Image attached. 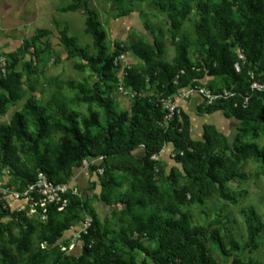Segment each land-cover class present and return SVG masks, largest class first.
<instances>
[{"label": "trees", "instance_id": "16d2710c", "mask_svg": "<svg viewBox=\"0 0 264 264\" xmlns=\"http://www.w3.org/2000/svg\"><path fill=\"white\" fill-rule=\"evenodd\" d=\"M109 1L117 3L120 0ZM190 2L197 15L192 29L194 40L190 41L185 34H181L174 41L175 31L180 25L178 18H185L190 13ZM154 4L167 12L170 19V40L174 46L170 62L163 58V43L153 32L151 41L138 38L129 46L115 43V47L109 51L106 30L100 22L98 11L88 5V0H69L60 7L63 12L85 8L84 33L90 36L91 45L79 44L77 36L68 34L66 24L58 32L67 57L78 58L80 61L75 67L79 70L88 68L93 79L92 85L61 82L78 90L81 94L78 98L87 103L88 113L80 115L68 108L62 98L51 97L45 104H40L33 96H28L24 106L31 114V121L25 117L24 111H14L8 123L0 124V182L9 180L22 187L35 179L37 171L43 172L50 180L65 182L74 176L75 168L82 166L83 159L100 157L88 169L94 171L101 167L100 184L111 192V185L119 184L122 179H117L112 173L116 168L113 159L130 157L137 150V159L142 168L138 172L140 175L134 173L129 183L130 190L125 196V204L130 208L135 201L134 194L144 195L150 202L158 197V188L153 180L157 158L150 156H159L164 147L170 144L174 149L172 158L181 171L170 172L168 178L171 182L182 174L192 178V182L183 186L182 191H174L178 202L185 198L186 191L192 195L198 193L197 199L202 201L204 185L215 186L221 198L235 201L234 196L225 189V183L236 178V174L228 168L227 161L232 160L237 165L252 158L264 165V146L259 147L255 141V123L261 121L264 125V90L249 86L253 80L264 83V0H154ZM128 11H134V8L121 9L120 14ZM37 32L35 38L48 33L46 29H38ZM193 43L197 45L199 54L191 61L189 47ZM237 48L244 54L239 71H235L233 66L238 60ZM126 50L143 61L147 74L146 78L144 71L132 66L124 68L121 77L124 87L136 92L130 114L126 110L115 109L109 91L111 84L118 81V56ZM37 55L38 50L34 48L32 56L37 58ZM9 57L10 60L4 61V74L0 69V114L4 113L7 105L25 95L23 74L15 70L17 54L12 53ZM25 67L30 73V61L25 62ZM216 78H220L224 86H215ZM52 79L57 81L56 77ZM49 82L54 84L51 79ZM101 83L103 87H99ZM148 83L155 85L156 96L140 94ZM202 83L208 84L206 86L212 91L225 88L234 94L216 98L208 104L202 101L197 110L200 113L220 111L225 117L237 119L240 124L238 131L251 138L249 141L230 143L227 155L214 151L216 138L212 132L203 131L198 140L190 137V119L180 106L178 113L174 112L166 125L160 124L167 112L162 106V98L187 85ZM245 96H248V100L243 104ZM91 104L99 107L101 116L90 108ZM29 124L32 128H29ZM15 141L21 142L20 150L26 156V161L19 159ZM5 169L8 174L4 172ZM155 173L161 176L163 169L158 168ZM67 197L69 202L65 209L56 211L55 207H50L45 222L28 217L24 211L0 210L19 226L17 251H27L32 230L39 232L35 251L28 255L24 264H38L48 256L58 264H137L134 256L125 258L119 251L116 252L112 243L104 241L105 231H102L99 219L91 217L87 199L81 195L68 194ZM164 210L161 213V209L155 208L152 212L134 214L126 226L130 234L137 235L134 239L126 238L125 243L130 249L142 250L153 264H220L217 255L229 258L241 248L232 237H229L226 248L218 229L212 228L206 236L217 250V254L212 253L202 238L204 231L192 225L185 215L175 219L171 205ZM243 212L247 235L243 245L244 248H254L262 225L258 223L254 208L249 207ZM84 215L90 216L91 222L85 233H81V244L76 243L68 253L61 251L60 245L68 246V241L56 243L55 240L72 223L80 222ZM223 230L230 233L226 227ZM2 235L3 225H0V238ZM142 238L152 241V247H144ZM43 241L47 246L42 248L40 244ZM8 256L9 250L0 246V264H6ZM230 264L260 263L254 259L232 257Z\"/></svg>", "mask_w": 264, "mask_h": 264}, {"label": "rangeland", "instance_id": "374dc122", "mask_svg": "<svg viewBox=\"0 0 264 264\" xmlns=\"http://www.w3.org/2000/svg\"><path fill=\"white\" fill-rule=\"evenodd\" d=\"M67 2L69 0H0V58L6 62V59L10 60V54H17L15 70L23 74L22 88L25 92L22 99L6 106L4 113L0 114V124L8 123L14 111H24L25 117L31 121V114L24 106L28 96H33L40 104H45L51 97L62 98L68 108L76 110L82 116L87 115L88 105L78 98L81 96L78 90L61 83L62 81H72L82 85H92L93 83L89 69H77L75 64L80 60L68 58L65 47L60 42L58 29L66 24L68 34L77 36L79 44L88 43L91 45L90 36L84 33L85 8H79L73 12L61 11L60 7ZM190 3V13L185 18H178L180 25L175 31L174 41L181 34H185L190 41L194 40L192 29L197 15L193 3ZM88 5L98 11L100 22L106 30V44L109 51L115 47V43L129 46L138 38L151 41L153 32L163 43V58L168 62L172 60L174 46L170 40V19L167 12L160 10L154 4V0H120L117 3H112L109 0H88ZM128 7H133L134 11L120 14L121 9L127 10ZM38 29H46L48 33L35 38ZM34 48L38 50L37 58L32 56ZM198 54L197 45L191 44L189 47L191 61L198 58ZM27 61H30L32 65L30 73H27L25 67ZM119 62L118 81L111 84L110 96L114 99L117 111L126 110L130 114L131 102L135 96L132 93L136 94V92L126 87L120 89L119 80L126 66L144 71L147 78L146 69L143 61L129 50L123 53ZM1 63L0 60V65ZM52 77H56L57 81H54ZM49 79L54 84L49 82ZM99 85V87L104 86L103 83ZM214 85L218 88L224 86L220 78H216ZM140 94L156 96L155 85L148 83L141 89ZM202 101L201 95L198 92H193L187 100L179 103L190 119L189 135L193 140L201 139L203 131L212 132L216 138L214 151L223 152L225 155L229 153V144L233 141L236 143L238 140H251L248 134L243 133L244 135H242L238 131L240 124L237 119L225 117L220 111L200 113L197 107ZM90 108L101 116V110L95 104H91ZM255 125L257 127L255 141L259 147H263L264 125L261 121H257ZM29 128H32L31 124H29ZM14 144L19 159L26 161V156L20 150L21 142L15 141ZM173 150V147L167 144L155 160L153 180L159 193L156 200L150 202L146 196L134 194L135 201L130 208H127L125 204V196L130 190L129 183L132 181L134 173L139 174L138 172L142 168L141 162L137 159L139 151L136 150L130 157L113 159L116 168L112 173L117 179H122L119 184L111 185V192L102 188L101 174L89 169L84 173L81 171V167L75 168V171L81 174L80 183L83 187L80 188V194L89 202L91 217L95 216L99 219L101 229L105 231L104 241L112 243L116 252L119 251L123 257L134 256L137 264H141L142 261L145 264H153L142 250L130 249L125 243L126 238L134 239L137 235L136 233L130 234L126 226L132 221L134 214L152 212L155 208L161 209V213H164L166 211L164 208L171 205L172 216L175 219L185 215L192 225L204 231L205 235L202 238L212 253L217 254V250L212 242L206 239L212 228L218 229L226 248L229 246V237L238 242L241 248L233 252L229 258L217 255L220 264H230L232 257L254 259L260 264H264V165L252 158L240 161L237 165H234L232 160L227 161L228 168L236 174L234 181L225 183V189L235 198L233 202L221 198L215 186L211 185L202 187V201H198L196 196L198 193L192 195L186 191L185 198L178 202L174 197V191H182V187L188 186L192 182V178L187 174H182L174 182L170 181L168 178L170 172L181 171V167L175 164L171 156ZM158 168L163 169L161 176L155 173ZM249 207L254 208L258 223L262 225L257 245L254 248H244L243 245L247 238L243 211ZM74 223L69 229L62 232L61 236L55 240L56 243H64L63 241L69 243L71 231L73 232L80 224L79 221ZM0 225H3L0 246L9 250L6 264H24L28 255L35 251L39 232L33 229L30 235L29 249L19 252L16 249V238L19 234L17 223L5 216L4 220L0 221ZM223 227L228 228L230 233L227 234ZM141 243L146 248L152 247L153 244L147 238H142ZM64 252L68 253V251ZM38 264L58 263H54L53 258L48 256Z\"/></svg>", "mask_w": 264, "mask_h": 264}, {"label": "built area", "instance_id": "2783aa9c", "mask_svg": "<svg viewBox=\"0 0 264 264\" xmlns=\"http://www.w3.org/2000/svg\"><path fill=\"white\" fill-rule=\"evenodd\" d=\"M238 60L234 63L235 71L240 70V64L244 61V54L240 48L236 49ZM123 54L118 56V59H122ZM1 60V72L4 74V59ZM120 89L124 88L122 78L119 80ZM250 88L255 90H264V83L257 82L255 80L250 82ZM193 92H198L205 103H211L216 98H226L233 95L234 93L228 89H221L218 91H212L206 85L192 84L187 85L176 93L169 95L161 99L163 108L167 109L164 114L163 120L160 123L162 126L166 125L171 119L174 112L178 113L179 103L185 101ZM135 95V93H132ZM248 96L244 97L243 104H246ZM158 154H152L150 158L156 159ZM173 153L171 156L173 157ZM99 158L83 159L81 168L85 171L97 162ZM96 173L101 174L103 169L97 167L94 170ZM8 174L7 169L4 171ZM9 177V175H8ZM80 187L75 183L73 177L68 181L56 182L50 180L43 172L37 171L35 179L20 187L14 183H10L9 180L6 182H0V210L19 211L25 212L28 217L35 218L40 222H45L48 219V211L50 207H55L56 211H62L68 205V194L80 197ZM91 217L84 215L80 220L78 228L72 232L68 246L60 245L61 251H70L76 243H80L81 233H85L87 227L90 225ZM81 244V243H80ZM40 246L43 248L47 246L46 241L41 242Z\"/></svg>", "mask_w": 264, "mask_h": 264}, {"label": "crops", "instance_id": "0c3cea01", "mask_svg": "<svg viewBox=\"0 0 264 264\" xmlns=\"http://www.w3.org/2000/svg\"><path fill=\"white\" fill-rule=\"evenodd\" d=\"M207 80V79H206ZM82 169V168H81ZM82 172L86 173V171L84 169L81 170ZM81 174H78V171L74 173L73 179L75 180V183H77V185H79L80 188H82L83 186L80 183V179H81ZM84 183V182H83ZM82 183V184H83ZM5 218L4 213L0 212V221H3Z\"/></svg>", "mask_w": 264, "mask_h": 264}]
</instances>
